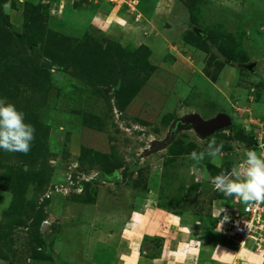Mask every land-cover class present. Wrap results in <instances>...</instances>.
Here are the masks:
<instances>
[{
    "label": "rangeland",
    "instance_id": "rangeland-1",
    "mask_svg": "<svg viewBox=\"0 0 264 264\" xmlns=\"http://www.w3.org/2000/svg\"><path fill=\"white\" fill-rule=\"evenodd\" d=\"M156 1L0 0V30L15 35L18 56L37 60L0 65L2 98L36 129L30 163L0 150V264L113 263L136 206L188 224L209 220L214 201H236L205 177L226 171L246 140L264 142V0H160L154 14ZM98 49L109 50L106 62ZM220 113L232 123L210 136L177 124ZM213 139L221 156L197 168L191 152ZM181 237L146 236L139 256L180 260L196 243Z\"/></svg>",
    "mask_w": 264,
    "mask_h": 264
},
{
    "label": "crops",
    "instance_id": "crops-1",
    "mask_svg": "<svg viewBox=\"0 0 264 264\" xmlns=\"http://www.w3.org/2000/svg\"><path fill=\"white\" fill-rule=\"evenodd\" d=\"M158 1L160 0H157L156 3ZM156 3H154V7H151V10L154 14L157 13L158 9L156 8L160 5L159 2L158 5ZM197 176L199 177V175ZM206 180L208 181L209 178H206ZM213 203V206H210V214L208 215L209 220H206L205 216L203 218L201 217V215H199L197 220L196 218H194L192 220V223L190 221V223L188 224L181 223L179 217L176 214L172 213L170 217H166L163 214V216L160 215L157 218L151 219V217L147 216L145 212L139 210V206H136V208L133 207L135 209H133L130 213L129 219L127 220L125 225L121 227L120 233V237H122L123 241L128 242L127 249L121 254H117L115 261L109 264H156V262L159 263V261H162L161 264H165L163 261L166 258H163V253H160V257H158V255H154L152 256V258L139 256V251L137 249H139L140 243L141 241H143L145 235L151 237H170L171 240L179 235V237L182 236L181 238L183 240L188 239V241L191 240L193 242H196L192 244V246H194V249L190 248L191 250L188 249V251H186V253H188V256H184L185 253H183L180 255V258L182 259L168 260L166 261V264H198V257L204 259L203 264H264V244L263 247H257L256 244L253 247H247L246 245L240 247L235 242L228 240L225 234L222 233L217 227L216 221L218 219L216 212L219 211L220 213L224 206L218 201H214ZM226 207L227 206H225V208ZM232 213L233 211H229L228 214L231 215ZM162 220L164 223H166L167 227H162ZM138 222H140L141 224ZM194 223L197 225H195ZM109 230L111 229L109 228ZM125 230H128L129 236L124 233ZM189 230L195 231L193 235L195 237L189 238ZM202 234L206 235V240L198 238ZM132 240L136 243V246L130 249L129 245ZM171 240L168 241L169 244ZM188 241L180 240L179 246L181 247V245H187ZM202 241H205L203 245L201 244ZM186 259L194 262L189 263L188 260L185 261ZM63 261L65 262L66 260H60L59 264H61V262Z\"/></svg>",
    "mask_w": 264,
    "mask_h": 264
},
{
    "label": "clouds",
    "instance_id": "clouds-1",
    "mask_svg": "<svg viewBox=\"0 0 264 264\" xmlns=\"http://www.w3.org/2000/svg\"><path fill=\"white\" fill-rule=\"evenodd\" d=\"M23 3V0H20ZM5 13L9 5H4ZM35 127L26 121L25 113L16 105L0 98V150L8 153L27 154L35 139ZM223 151V143L213 139L202 151H192L190 158L199 168L205 157H210L213 164ZM210 176V175H209ZM207 178V177H205ZM209 181V180H208ZM215 191L225 197L236 198L245 204L264 202V155L252 148L241 149V159L230 170L222 171L211 178ZM228 217L225 216L222 224ZM221 224V225H222Z\"/></svg>",
    "mask_w": 264,
    "mask_h": 264
},
{
    "label": "built area",
    "instance_id": "built-area-1",
    "mask_svg": "<svg viewBox=\"0 0 264 264\" xmlns=\"http://www.w3.org/2000/svg\"><path fill=\"white\" fill-rule=\"evenodd\" d=\"M261 127V125H259ZM261 135V134H260ZM255 136V139H258L257 143H254V150L258 154L264 155V142L261 141V136ZM251 147V146H246ZM236 160L232 164L231 168L236 165L241 159V155H238ZM211 181V176H209ZM233 204L231 208H222L220 211V220L217 222V227L223 232L226 238L232 242L238 244L242 247L248 240H253L257 247L263 241V214H264V202L261 203H248L245 204L242 201L236 199V201H231ZM231 206V205H230ZM229 211H233L231 215H228ZM225 216L228 217L222 224ZM222 224V225H221ZM261 241V243L259 242Z\"/></svg>",
    "mask_w": 264,
    "mask_h": 264
},
{
    "label": "trees",
    "instance_id": "trees-1",
    "mask_svg": "<svg viewBox=\"0 0 264 264\" xmlns=\"http://www.w3.org/2000/svg\"><path fill=\"white\" fill-rule=\"evenodd\" d=\"M181 1H185V0H181ZM189 5L186 4V6L188 8H189ZM20 38H24V34H20ZM29 38H32V37L29 36ZM15 39H16L15 35L11 31H9L7 28H2V30H0V65L4 66L3 68H7V70H12L16 66H22L23 67L25 65L36 67L37 66V60L35 58H33V61L31 62L29 56H18L19 54H17L15 52V50L13 49ZM200 39L202 41H205V39H203V38H200ZM96 51L97 52L100 51V52H98V54L102 57L103 61L106 62V60L109 56L108 55L109 50L98 49ZM103 52H105V53H103ZM237 53H240V52L238 51ZM97 59L98 58H96V61H97ZM97 62H99V61H97ZM99 81H101V80H99ZM3 89H4L3 84L0 83V98H2ZM32 89H33L32 92L29 93V95L26 97L28 107H30V108L37 106V103L39 100V95H40V94H38L37 91H35V88H32ZM45 125H46V127H43V128H47V124H45ZM42 126L43 125L41 124V128H42ZM37 143H39V142L37 141ZM243 143L245 145L251 146L249 148H254L255 139L250 138L249 140H246ZM21 155H23V157H25L26 161H28L29 163L31 162L32 157L34 156L33 153H31L30 151L27 154L21 153ZM231 166L232 165H230V167L228 166L227 170H230ZM21 175H22V173H17V176L21 177ZM210 176L213 177L212 175H210ZM21 181H22V179H21ZM40 220H41V217L39 215V217H37L33 223L35 225H37L38 223H40ZM144 237H146V235ZM0 258H2V259L7 258V255H5L1 249H0ZM61 264H71V263L63 261V262H61Z\"/></svg>",
    "mask_w": 264,
    "mask_h": 264
},
{
    "label": "water",
    "instance_id": "water-1",
    "mask_svg": "<svg viewBox=\"0 0 264 264\" xmlns=\"http://www.w3.org/2000/svg\"><path fill=\"white\" fill-rule=\"evenodd\" d=\"M181 123L194 126L202 137H206L212 135L219 129L231 125L232 120L227 114L220 113L208 121H203V119L197 115L190 116L187 119H178L177 124L180 125Z\"/></svg>",
    "mask_w": 264,
    "mask_h": 264
},
{
    "label": "flooded vegetation",
    "instance_id": "flooded-vegetation-1",
    "mask_svg": "<svg viewBox=\"0 0 264 264\" xmlns=\"http://www.w3.org/2000/svg\"><path fill=\"white\" fill-rule=\"evenodd\" d=\"M186 126V125H185Z\"/></svg>",
    "mask_w": 264,
    "mask_h": 264
}]
</instances>
